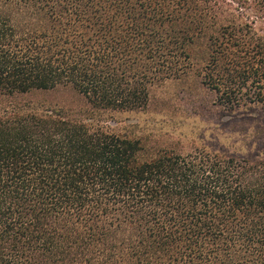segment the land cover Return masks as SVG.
<instances>
[{
	"label": "trees",
	"instance_id": "trees-1",
	"mask_svg": "<svg viewBox=\"0 0 264 264\" xmlns=\"http://www.w3.org/2000/svg\"><path fill=\"white\" fill-rule=\"evenodd\" d=\"M169 84L264 109V0H0V264H264V152L111 123Z\"/></svg>",
	"mask_w": 264,
	"mask_h": 264
},
{
	"label": "rangeland",
	"instance_id": "rangeland-1",
	"mask_svg": "<svg viewBox=\"0 0 264 264\" xmlns=\"http://www.w3.org/2000/svg\"><path fill=\"white\" fill-rule=\"evenodd\" d=\"M196 91L200 90H189L194 98L181 99L179 95L188 92L185 85L169 84L162 88L160 94L177 103L176 117L169 123L163 122L162 114L149 111L116 112L111 123L114 126L138 123L140 132L144 133L163 128V132H173L187 144L224 151L235 157H255L264 152V109L255 106L229 112L212 104V95Z\"/></svg>",
	"mask_w": 264,
	"mask_h": 264
}]
</instances>
